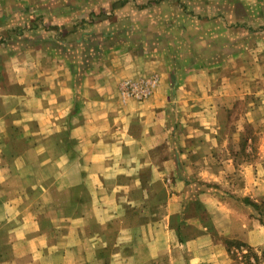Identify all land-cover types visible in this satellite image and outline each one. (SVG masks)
<instances>
[{
	"label": "crops",
	"instance_id": "1",
	"mask_svg": "<svg viewBox=\"0 0 264 264\" xmlns=\"http://www.w3.org/2000/svg\"><path fill=\"white\" fill-rule=\"evenodd\" d=\"M81 3L0 0V264H264V0Z\"/></svg>",
	"mask_w": 264,
	"mask_h": 264
},
{
	"label": "rangeland",
	"instance_id": "2",
	"mask_svg": "<svg viewBox=\"0 0 264 264\" xmlns=\"http://www.w3.org/2000/svg\"><path fill=\"white\" fill-rule=\"evenodd\" d=\"M76 1H78L79 4H82L81 0H76ZM98 1H102V0H98ZM113 2L118 3V2H122V0H113ZM115 13H116V15L112 14V13H111V15H109V17L112 18L111 20L112 21L116 20V22H119V23H122V24H126L125 23L126 19L131 20L132 22H135V18L137 17L136 14L140 13V12H137V11H134V10H131V11H121V10H119V11H116ZM157 13L158 12H150L149 14L150 15H157ZM160 13H161V15H163V18H165V19L168 16L169 19H170V23L175 24V26H172V27H155V28L151 27V29H156L159 33H161V34L163 33V35H165V36L166 35H170L171 38H172V41H174L175 38L178 39V37H177L178 35L182 36L184 34H194V32H196V31H197V33H199V30H201L199 26L194 27L193 25H189L187 23L188 21H186V20H187L188 17L185 14H182L184 12H182V13L181 12H175V16H171V15L174 14L173 12H170V14H168L167 12H160ZM107 15L108 14L102 15V16H97L96 15L95 18H93L91 20V22L92 23L95 22L96 24L103 23L104 17L107 16ZM123 17L125 19L121 20ZM151 18H153V16H151ZM127 29L129 30V34L130 35H136L138 33L137 29L134 28V26H128ZM139 30L142 31V27H140ZM180 39L182 40L183 36L180 37ZM184 46H185V43L182 42L179 45L176 44L175 47L181 49V47L184 48ZM196 46L198 47L199 44L197 43ZM245 198H243L244 204L251 205V208L249 210V213H250L251 217H255L254 219L258 223L260 222L261 224H264V202L254 203L248 197H245ZM232 248L233 249H232V253H230V257H231L230 259H232L235 264H256L254 262L253 257H252L253 255L256 256L257 258L259 257V259L260 258L263 259V253L258 252V251L249 250L247 247H245V246H243V245H241L239 243L238 244L234 243ZM246 256H248V259L245 258Z\"/></svg>",
	"mask_w": 264,
	"mask_h": 264
},
{
	"label": "built area",
	"instance_id": "3",
	"mask_svg": "<svg viewBox=\"0 0 264 264\" xmlns=\"http://www.w3.org/2000/svg\"><path fill=\"white\" fill-rule=\"evenodd\" d=\"M158 84L156 75L144 77L137 81L125 80L119 84V97L122 101L134 99L146 100Z\"/></svg>",
	"mask_w": 264,
	"mask_h": 264
},
{
	"label": "trees",
	"instance_id": "4",
	"mask_svg": "<svg viewBox=\"0 0 264 264\" xmlns=\"http://www.w3.org/2000/svg\"><path fill=\"white\" fill-rule=\"evenodd\" d=\"M229 253H232V251L230 249H229ZM252 257L254 259V262L257 264L258 263V258L256 256H254V255ZM245 258L248 259V256H246Z\"/></svg>",
	"mask_w": 264,
	"mask_h": 264
}]
</instances>
